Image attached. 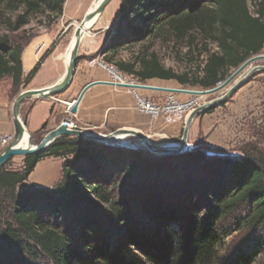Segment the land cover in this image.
<instances>
[{"label":"trees","instance_id":"16d2710c","mask_svg":"<svg viewBox=\"0 0 264 264\" xmlns=\"http://www.w3.org/2000/svg\"><path fill=\"white\" fill-rule=\"evenodd\" d=\"M65 1L0 0V79L11 78L14 93L26 87L54 44L24 76V44L12 40L11 33L32 14L59 18ZM254 6L250 11L247 0H120L115 27L100 54L139 80L209 89L264 48V0H254ZM194 32L202 36L200 48ZM147 36L186 41L204 59L181 72L165 67L148 50L130 61L115 60L120 49ZM26 38L29 42L32 36ZM105 147L62 135L45 150L23 156L19 168L8 169L7 162L0 167V240L6 245L0 264H257L264 243L229 248L225 239L231 233L221 222L247 205L239 227L264 223L262 167L249 158L210 161L205 146L180 154ZM49 156L63 159L58 181L49 189L25 185L36 163ZM97 210L109 215L111 226L91 227L89 213ZM6 248L21 259L11 260Z\"/></svg>","mask_w":264,"mask_h":264},{"label":"rangeland","instance_id":"374dc122","mask_svg":"<svg viewBox=\"0 0 264 264\" xmlns=\"http://www.w3.org/2000/svg\"><path fill=\"white\" fill-rule=\"evenodd\" d=\"M247 2L250 11H253L255 8L254 0H247ZM83 3L84 5L87 4V0L70 1L67 9L63 10V14L59 18L52 21H49L43 14L29 15L25 24H23L15 32L11 33L12 40H14L16 43L24 44L25 46L28 42L26 37L29 35L33 38L40 35V33L54 32L55 37L52 39L50 45L44 50V52L53 44V49L56 45H58V47L60 48V52H64L70 41V37L73 35L75 25L79 23L83 17L84 8H79ZM119 5L120 0H111L107 7H105L98 21H96V23L88 32V35H85L81 40L78 51V58L89 60V57H91L92 55L91 58L99 56L102 60L100 51L105 44L108 36L115 27L119 12ZM65 28L66 31H64ZM3 32L4 29L0 28V33ZM97 32L98 34H96ZM192 36H194V38L196 39L195 44H197V46L200 48L202 36L195 32L192 33ZM96 39H99L100 45L98 49L94 51L93 48ZM208 48H211L213 50L216 49L213 43H208ZM89 50L91 51L89 52ZM146 50H148V53L155 52L158 55L162 65H164L165 67H172L177 72H181L189 68V66L193 68L197 63H199V61L204 59V55H197L198 51L196 46H191V48H189V46L186 44V41L175 44L172 37L164 41L162 39H155L154 36H147L135 44H129L120 49L117 56L115 57V60L130 61L138 56L141 52H146ZM43 53L41 54V56L43 55ZM258 54L264 55V48ZM189 58H191L192 61L195 60V62H191L192 64H189ZM50 64L51 63H48V66ZM111 65H114V67L117 68L115 63H111ZM257 65H264V59L251 62L247 67L239 72V74L226 87L220 89L219 91L203 96L198 95V102L202 104L220 96L221 94L226 92L227 88L234 82V80H239L252 67ZM235 70L236 68L231 69L227 77H229ZM123 74L127 77L130 75L126 73ZM137 80L139 84L159 86L157 83L158 81L156 80L143 81L139 80L138 78ZM218 84L220 83H217V85ZM173 85L174 86H171V88H183L176 82H173ZM184 88L189 90H206L198 86L189 85ZM140 93L143 94L141 89ZM179 98L185 99L187 98V96L179 95ZM66 112H68V109ZM23 115L24 111L22 112L21 116ZM147 117L149 119H152L148 115ZM195 125L200 127V131L195 130ZM41 134H43V131L39 132L34 137L32 136V141L38 142L37 139L41 137ZM144 135L147 136L154 144H159V142L163 141L162 139H159V136L152 134V130ZM181 136L182 130L179 136L176 138L177 142H174L175 146L179 144ZM14 137L15 136H12L10 142L13 141ZM136 142H139L137 138L129 137L119 142L118 144L102 142L97 143L102 144L104 148H106L105 146L107 145H121L125 148H130L132 144ZM206 143H208L210 146L206 145ZM201 146L207 147L210 161L214 162L224 158H229L232 162H240L245 158H249L252 164L260 166L264 170V71L255 72L240 86V88L235 93H233L220 105L215 106L213 111L205 114L200 113V115L197 116L194 125L192 123L190 127L188 141L184 148V151ZM141 147L148 150L143 145H141ZM22 161L23 156H14L7 161L6 168H19L22 165ZM25 185H27L28 187H35L26 183ZM49 188L50 187H46L42 189ZM22 190L25 189L22 188ZM120 190L123 194L128 193L124 188H120ZM247 212L248 206L243 205L237 213L228 216L225 220H222V227L228 230V233H231L225 239L227 247L234 248L238 245H243L247 242L252 243L255 241L264 243V223L252 228L239 227L241 219L247 214ZM89 215L91 227H93V229H100L104 226H111V223L106 220V217L109 215H107L106 217H102L98 210L89 213ZM61 221L65 224L67 222L66 225H69L68 223L70 222L66 221L63 218H61ZM5 247L6 245L0 240V249H5ZM6 249L11 260L14 259L16 261H19L21 259L19 255H15L13 251L14 249ZM35 264L50 263L48 261H45L44 263L38 262ZM257 264H264V252L259 256Z\"/></svg>","mask_w":264,"mask_h":264},{"label":"crops","instance_id":"0c3cea01","mask_svg":"<svg viewBox=\"0 0 264 264\" xmlns=\"http://www.w3.org/2000/svg\"><path fill=\"white\" fill-rule=\"evenodd\" d=\"M70 1L72 0L65 1L63 10L67 9ZM92 3L93 0H87V4H81L79 8H84L83 15L89 10ZM64 31H66V28ZM54 37V32L40 33V35L30 39L24 46L21 55L24 76L32 69ZM99 43V39H96L94 51L98 49ZM65 51L61 53L60 48L56 45L41 63L39 70L25 88L43 89L56 83L65 71ZM91 57H89V60L77 59L73 79L64 92L45 98H28L21 103L19 108L20 115L24 111V115L21 117L25 120V126L32 136L41 132L43 123H46V129L41 134V138L47 131L56 127L62 118L69 117L79 127L100 134H107L119 129L137 130L143 134L152 130V134L159 136V139L163 140L157 145L163 147L175 146L174 142H177L176 138L181 133L183 124H165L162 119H149L146 114L136 109L135 98L127 88L109 83L91 85L83 93L76 113L69 115V112H66L68 104L78 96L86 84L93 81H111L108 70L99 65L101 57ZM48 63L51 64L48 66ZM147 80L158 81L159 87H171L174 86L173 82H176L175 80L157 78ZM179 85L183 88L187 87V85ZM25 88L21 86L17 93H14L12 91L11 78L0 79V134L15 136L17 133V126L12 118L11 108L16 95ZM141 90L144 96L146 95V97L153 99H161L166 94L164 90ZM195 130L200 131V127L195 125ZM206 145L210 146L208 143ZM62 163V158L54 156L39 160L28 175L25 183L41 188L51 187L61 176Z\"/></svg>","mask_w":264,"mask_h":264},{"label":"water","instance_id":"95a60500","mask_svg":"<svg viewBox=\"0 0 264 264\" xmlns=\"http://www.w3.org/2000/svg\"><path fill=\"white\" fill-rule=\"evenodd\" d=\"M97 1V0H95ZM111 2V0H100L96 6H93L92 4L89 8V10L83 15L82 19L79 23H77L73 30V44L70 50L69 60L67 64L65 65V71L61 78L54 84L47 86L43 89H24L21 90L15 97L12 108H11V114L14 122L17 126V133L13 139L5 148H3L0 151V167L4 165L10 158L14 156H25L28 154L38 153L43 150H45L56 138L62 136V135H68L71 137H79L82 139H87L91 141H97L102 143H110V144H118L119 142L123 141L126 138L129 137H135L139 140V142H136L132 144L130 147L131 149H136L141 147V145L145 146L149 151L155 153V154H173V153H182L184 152V148L188 141V134L190 127L194 121V119L200 115L205 109L210 107H215L220 105L222 102H224L228 97H230L233 93H235L240 86L255 72L258 71H264V65H257L252 67L242 78L239 80H234V82L227 88L226 92L221 94L220 96L204 102L202 104H199L196 106L187 116L182 129V136L181 140L178 145L171 146V147H163L159 146L157 144H154L147 136H145L143 133L137 131V130H125V129H119L114 132H110L107 134H100L95 133L83 128H69L67 124L70 122L69 117L63 118L60 123L47 131L43 137L38 142L32 141V134L27 130L24 120L22 119L20 115V105L21 103L32 97H49L54 96L57 94H60L64 92L69 84L71 83L74 75L75 70V64L78 59V51L79 46L81 43V40L83 37L90 31V29L93 27V25L96 23V21L99 19L100 15L104 11L105 7ZM264 59L263 54H256L248 59H246L241 65H239L236 70L227 77L224 81H222L220 84L206 89V90H183L181 88H171V87H159V86H153V85H145V84H133V83H119V82H102V81H93L88 84H86L78 96L72 100L71 103L68 104V112L69 115H73L77 111V106L81 100V97L85 90L94 84L97 83H109L111 85H115L122 88H136V89H147V90H164L166 92H187L189 94L193 95H208L212 94L216 91H219L220 89L226 87L238 74L241 72L245 67H247L251 62ZM27 135V145L21 146L17 143L19 142L20 138L23 135ZM119 135L120 138L116 140H111L110 136H116ZM121 146V145H120Z\"/></svg>","mask_w":264,"mask_h":264},{"label":"built area","instance_id":"2783aa9c","mask_svg":"<svg viewBox=\"0 0 264 264\" xmlns=\"http://www.w3.org/2000/svg\"><path fill=\"white\" fill-rule=\"evenodd\" d=\"M99 65L108 70L111 81L119 83H138L137 77L130 74L128 77L114 67L104 61H99ZM221 83V82H218ZM187 90L185 88H181ZM135 98L136 109L152 119H162L166 124H184L188 114L200 103L198 95L189 94L187 92H166L161 99H152L140 93V89L128 88ZM179 95H185L187 98L181 99ZM69 128H80L76 123L70 120L67 124ZM12 136L0 134V151L5 148Z\"/></svg>","mask_w":264,"mask_h":264},{"label":"bare ground","instance_id":"6f19581e","mask_svg":"<svg viewBox=\"0 0 264 264\" xmlns=\"http://www.w3.org/2000/svg\"><path fill=\"white\" fill-rule=\"evenodd\" d=\"M100 0H97V1H95V0H93V3L92 4H94L93 6H96V4L99 2ZM92 7V6H91ZM98 21V20H97ZM73 40H74V37H73V35H72V37H71V40H70V43H69V45H68V47H67V49H66V51H65V55H64V59H65V65L67 64V62H68V60H69V55H70V50H71V47H72V44H73ZM111 140H116V139H118V138H120V136L119 135H116V136H110L109 137ZM18 145H21V146H26L27 145V135L25 134V135H23L21 138H20V140H19V142L17 143Z\"/></svg>","mask_w":264,"mask_h":264}]
</instances>
